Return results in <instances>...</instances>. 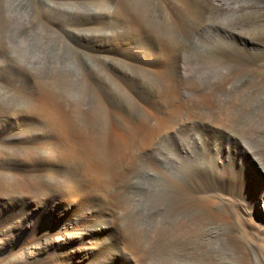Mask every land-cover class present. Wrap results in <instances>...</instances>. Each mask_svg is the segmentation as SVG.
I'll use <instances>...</instances> for the list:
<instances>
[{
  "label": "bare ground",
  "instance_id": "1",
  "mask_svg": "<svg viewBox=\"0 0 264 264\" xmlns=\"http://www.w3.org/2000/svg\"><path fill=\"white\" fill-rule=\"evenodd\" d=\"M157 1L161 6L167 2ZM4 2L5 10L15 14L20 12L18 5L25 7L17 0ZM178 5L193 17L192 30L197 28L194 30L210 38L208 44L195 48L192 31H183L181 42L174 44L162 33L152 32L147 25L149 20L125 0H39L37 6L42 22L67 41L75 40L78 32L86 30L77 47L78 65L85 76L80 73L78 77L74 73L75 78L93 82L98 75L89 58L99 59L104 64L102 68L115 77L128 75L127 67L151 76L156 86L151 90L149 102L151 109L159 111L154 115L147 109L141 121L119 116L115 122L106 115L102 122H94L96 112L88 106L89 100L58 94L57 89H50L44 83L45 79H51L62 85L61 80L69 76L67 68L51 65L48 60L47 65L42 62L27 65L21 60L28 54L22 55L20 60L18 53L10 48L1 49L9 62L7 83L20 81L24 75L26 79L42 81L44 86L26 97L23 113L0 111V184L2 180L5 182L4 193L7 192L0 204H5L7 214L3 219L4 244L10 251L4 256L7 263L199 264L196 253L191 250L179 251L183 254L181 260L180 254L164 259L161 245L154 242L147 225L141 223L143 226L135 228L120 220L125 213L120 205V184L127 179L125 173L134 152L153 160L156 168L164 162L166 169L171 170L174 156L162 155L152 144L160 134H184L190 146L175 144L174 150L179 156L190 158L197 181L200 177L204 184L215 181L216 185L206 191H198V187L184 189L194 194L191 197L205 199L209 209L218 206L215 209L231 217L241 234L244 233L241 225L246 205L239 203L250 202L251 208L255 204L264 211V167L256 161L249 147L235 139L240 136L238 127L245 123L244 118L246 132L249 131L247 121L253 115L263 116L261 122H264V112L249 113V108L254 106L252 95L258 99L254 109L264 110V35L243 37L238 34L241 30L222 26H219L218 37L214 35L215 30L203 13L214 10L223 16L233 15L241 7L236 1L198 0L193 6L192 0H177L176 20L172 19L177 26L182 20ZM253 9L262 12L259 18L264 28V0L246 1V10ZM199 10L201 15L195 19ZM70 17L81 19L70 21ZM197 36L195 34V38ZM183 44L191 48L187 52L194 60L216 59L226 72L225 80L205 84L209 94L201 89V82L194 80L192 72L196 67L189 68L185 63L187 57L181 54L179 47ZM240 44H244L243 49ZM212 46L216 49L214 55ZM191 92L197 95L192 96ZM205 94L212 96L217 104L209 103ZM222 97L224 103L220 104ZM96 105L94 107L102 105L105 114L112 113L105 98ZM200 107L210 111L212 118H193ZM227 111L238 116L236 125L220 115ZM195 131L200 133L195 134ZM260 132L264 135V127ZM232 148L246 154V161L253 163L258 171L259 182L249 173L234 171L235 165L229 162L235 163L237 153H231ZM200 158L207 160L198 162ZM241 167L239 162L238 168ZM254 183L259 185L258 191H253ZM200 193L206 195H198ZM257 202H262L263 208ZM199 218L195 211L182 210L176 221L168 220V228L175 237L181 236L178 229L187 227L189 219L197 224ZM157 230L162 236V225ZM217 232V228L207 226L199 237L211 241L218 238ZM215 242L207 247L214 249ZM173 249L177 250L178 246ZM150 251L156 252L157 257L150 258Z\"/></svg>",
  "mask_w": 264,
  "mask_h": 264
},
{
  "label": "rangeland",
  "instance_id": "2",
  "mask_svg": "<svg viewBox=\"0 0 264 264\" xmlns=\"http://www.w3.org/2000/svg\"><path fill=\"white\" fill-rule=\"evenodd\" d=\"M125 1L132 8L138 10L142 17L144 15L149 20L147 25L152 29V32L162 33L170 38L174 44L178 45V43L181 42L182 36L180 34H182L183 31H185V33L192 31L191 34L194 37L193 43L196 46H194L195 48L199 46L198 48L200 49L210 42V38L207 37V35L202 32L200 34L199 31L197 32L194 30L197 28H193L192 30L194 19L189 16V12L180 5H178L177 8L182 20L179 22L178 26L180 28H178L176 23L172 20H176L175 12L177 0H167L163 6H161L157 0H151V2L150 0ZM197 1L198 0H192L193 6H195ZM233 1L241 5L240 9L233 15L223 16L213 12L214 10L203 13L204 18L212 25L211 29L215 30L214 35L218 37L219 26L241 30L238 34L243 37H258L260 34L264 35V28L259 18L262 12L260 13L258 9L246 10V1L248 0ZM4 3V0H0V111L23 113L22 109L26 105V97L30 93L44 87L42 81L26 79L24 75H21L20 81L7 83L6 74L9 62L3 56V51L6 48H10L12 51L20 54H16L19 58L15 57L20 60L22 55L28 54V57L24 56L25 59L22 56L23 59L21 60L26 61L27 65H38L39 63H46L44 65H47L48 62L54 66L60 65L67 68L69 70V76L61 80L62 85H57L51 79H45L44 83L50 89H57L58 94L69 96L73 99L84 98L89 100L88 106L92 108L94 113L96 112L95 114L93 113L95 118H93L94 122H102L105 120L106 115H110L111 119L115 122L120 119L119 116L129 118L130 121H136L137 119L141 121L145 119L144 114L147 113V109L154 115L159 111L151 109L149 102L151 90L156 86L155 81L150 75L144 74L139 70L127 67L125 71L128 75L125 74L123 77H115L112 76L107 69L106 71L102 68L104 64L99 59L89 58L90 64L95 67L98 74L94 77L93 82L89 81V83L86 80L82 81L74 77V73L78 74V77H81V74H83L82 67L80 69L78 65L77 47L82 43L84 39L83 34L86 30L78 32L75 35V40L67 41V39L60 36L54 29L48 28V26L42 22L43 19L39 18L37 7L39 0H17L18 4L21 3V5L25 6L22 7L18 5V11L21 12L22 10V13L16 12L17 14L5 10ZM153 5H155V7ZM159 6H161V8H159ZM26 12H28V14H26ZM200 15L201 11L199 10L195 19L199 18ZM18 22H21L22 25ZM49 24L52 25V23ZM195 34L196 36L198 35L197 37L200 39H196L197 37L195 38ZM226 40L227 39H225V41ZM183 45H179V47L180 52H182L181 54H185L187 57L184 60L185 63L189 68L196 67L197 69L192 72L194 74V80L199 83L201 82V89L209 94V89L206 85L212 84V82L225 80L224 77L227 75L226 72L221 68V63L216 59V61H212V58H210L211 60L205 58V61H203L204 59L200 61L194 60L192 56H189L191 53H188L191 48ZM247 46L246 44V47ZM2 48L5 49L3 50ZM240 48L243 49L244 44H240ZM212 49L214 55L216 49L214 46H212ZM184 57L182 56V59H184ZM204 64L205 68H203ZM258 73H261V71H258ZM133 80L137 81L138 85L135 84ZM100 84L103 85V89L99 87ZM240 94H242V92ZM191 95L196 96L197 93L191 92ZM205 95L209 103H216L212 99V96ZM252 96L251 102L254 106L249 108V113L255 114L264 112V110L254 109L258 99L254 95ZM104 98L105 101H108L109 105H111L112 113L105 114L106 111L102 109V105L94 107L98 102V104H100V99L102 100ZM223 103L224 98L222 97L220 104ZM102 113L103 116H101ZM220 115L234 122L235 125L238 123V116L233 114L232 111H227ZM212 116L213 114L210 111L202 107H200V109L197 108L196 112L193 114V118L196 119L205 117L212 118ZM262 119L263 116L261 115H253L249 118L247 121V128L249 131L246 132V119L244 118L245 123L238 127L240 136L235 139L239 143L241 142L245 147H249L252 153L257 157L256 161L264 167V135L260 132L264 127V122H261ZM199 133L200 132L195 131V134ZM190 143V141L188 143L187 137L181 133H175L171 136L160 134L154 139L152 144L154 147H157L156 151L159 150L162 155L172 154L174 156L175 159L171 162L170 166L172 171L166 169L164 162L160 163L161 165L156 168L154 167L153 160L150 158L141 156L137 152L132 154L130 168L128 172L125 173L127 179L120 184L122 192L120 205L125 209V213H123L120 220L124 225L128 226L132 224L135 228L142 224L147 225L150 228L148 231L150 236H154V242L161 245L160 248L163 252L162 255L164 259H170L180 254L179 260H181L183 254L179 251L191 250L196 253L199 264H264V211H261L258 207L256 208L255 204H253L251 208L250 202H238L240 206L246 205V213L243 215V224L241 225L244 233L241 234L239 230L237 231V225L231 220V217H228V219L226 215L215 209L218 206L214 205L209 209L205 199L193 198L191 195L194 194L184 191V189L195 190L197 187L199 188L198 191H206L210 187L216 185L214 180H212L213 184H211V180L204 184L201 182L200 176H197L200 177V180L197 181L196 176H194V166L191 165L190 158L179 156L180 153L173 148L175 144L190 146ZM18 145L21 147V144L18 143ZM233 151L237 153L236 160L235 163L229 162V164L235 165L234 171L249 173L251 177H254V179L259 182L258 171H256V167H254L253 163L251 164V162L246 161V154H239L237 149L232 148L231 153H233ZM206 160L207 158H200L197 161L206 162ZM165 162L167 161L165 160ZM239 162L242 165L241 168H238ZM4 183L5 182L2 180V184H0V199L3 200L6 198L3 196L7 193H4V191H6ZM258 187L259 185L254 183L253 191L256 189V191H258ZM179 194L180 198H178ZM123 195H125V198H123ZM198 195L206 194L200 193ZM257 204L263 208L262 202H257ZM4 205L5 204H0V232L2 233H0V264H9L4 259V256L10 253V251H8L9 246H5L4 244L6 242V225L3 219L7 217L6 209L3 208ZM182 210L195 211L200 215V218L195 225L192 224L191 219H189L190 224L187 225V227L185 225V228L178 229L181 232V236L175 237L174 233L168 228V220L174 219L176 221V216ZM161 225L163 234L159 236L157 228ZM207 226L218 229L216 233L219 234L218 238L212 239L211 241L201 240L199 234L204 231ZM236 238L237 241L235 240ZM213 242H215L213 244L215 248H208L207 245ZM174 246H178V252L173 249ZM149 257L155 258L157 257V253L150 251Z\"/></svg>",
  "mask_w": 264,
  "mask_h": 264
},
{
  "label": "snow or ice",
  "instance_id": "3",
  "mask_svg": "<svg viewBox=\"0 0 264 264\" xmlns=\"http://www.w3.org/2000/svg\"><path fill=\"white\" fill-rule=\"evenodd\" d=\"M69 19H70V21H75V20H79L81 18L80 17H70ZM99 87H101L103 89V85L102 84H100Z\"/></svg>",
  "mask_w": 264,
  "mask_h": 264
}]
</instances>
